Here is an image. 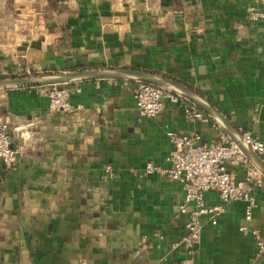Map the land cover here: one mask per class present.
Returning <instances> with one entry per match:
<instances>
[{"label":"crops","instance_id":"obj_1","mask_svg":"<svg viewBox=\"0 0 264 264\" xmlns=\"http://www.w3.org/2000/svg\"><path fill=\"white\" fill-rule=\"evenodd\" d=\"M249 6L264 9V0H0V78L149 70L190 87L264 143V24L249 18ZM135 84L74 82L77 113L49 110L38 86L0 91L21 149L14 169L0 161V264H264L239 230L264 229V184L250 222L242 202L227 203L216 223L202 217L193 252L182 245L181 185L143 166L165 165L167 132L217 141L216 122L189 117L182 96L145 116ZM204 199L219 201L215 190Z\"/></svg>","mask_w":264,"mask_h":264},{"label":"built area","instance_id":"obj_2","mask_svg":"<svg viewBox=\"0 0 264 264\" xmlns=\"http://www.w3.org/2000/svg\"><path fill=\"white\" fill-rule=\"evenodd\" d=\"M247 12L250 19L264 24V9L249 6ZM72 89V83H58L38 86V93L46 97L49 110L77 113L79 108L70 101ZM74 89L79 90L78 87ZM132 96L136 108L148 117H153L161 111L163 100L176 103L182 99L175 92L142 81H136ZM185 111L189 117L203 123L211 120L193 103H190ZM213 125L217 128V141L202 142L201 134L195 130L167 132L171 149L165 157V165L146 161L143 166L146 174L161 175L181 185L183 201L178 208L181 212H188L186 234L181 243L188 252H193L200 241L202 217L206 216L211 223H216L227 203L242 202L244 220L250 222L257 207L254 191L264 184L261 171L221 127L216 123ZM9 126L10 116L0 113V161L7 168L14 169L21 149L12 144ZM240 134L257 155L264 153V143L259 138L248 131H242ZM228 167L240 168L242 175L237 176ZM209 190L217 192V203L209 205L205 202L204 194ZM239 230L249 232L257 253L264 255V229L242 225Z\"/></svg>","mask_w":264,"mask_h":264},{"label":"water","instance_id":"obj_3","mask_svg":"<svg viewBox=\"0 0 264 264\" xmlns=\"http://www.w3.org/2000/svg\"><path fill=\"white\" fill-rule=\"evenodd\" d=\"M127 79L152 83L179 94L188 101L200 108L212 120H214L239 146L247 158L264 175V161L257 155L250 146L243 140L240 132L228 120V118L216 108L210 101L206 100L199 93L190 87L153 71L138 68L121 67H99L93 69H71L61 72H50L42 74H31L21 76H8L0 78V91L16 89L20 87L43 86L58 83H74L94 79Z\"/></svg>","mask_w":264,"mask_h":264}]
</instances>
